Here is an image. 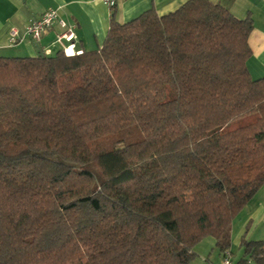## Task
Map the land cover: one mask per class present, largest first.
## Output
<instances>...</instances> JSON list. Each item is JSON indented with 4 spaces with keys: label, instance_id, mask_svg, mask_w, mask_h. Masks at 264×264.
Instances as JSON below:
<instances>
[{
    "label": "trees",
    "instance_id": "1",
    "mask_svg": "<svg viewBox=\"0 0 264 264\" xmlns=\"http://www.w3.org/2000/svg\"><path fill=\"white\" fill-rule=\"evenodd\" d=\"M253 30L189 0L112 18L97 50L0 57V264H191L207 237L231 250L264 187ZM242 246L239 264H264V241Z\"/></svg>",
    "mask_w": 264,
    "mask_h": 264
},
{
    "label": "crops",
    "instance_id": "2",
    "mask_svg": "<svg viewBox=\"0 0 264 264\" xmlns=\"http://www.w3.org/2000/svg\"><path fill=\"white\" fill-rule=\"evenodd\" d=\"M188 1L118 0L117 6L110 9L102 2L91 0H0V57L34 58L54 56L61 51L57 38L63 33V30L58 25L44 33L40 42L26 37L24 42L16 47L9 45L10 31L13 28L24 34L25 28L29 24L39 19L44 12L50 9L58 10L62 19L75 26L76 51H93L103 45L112 18H115L118 23L124 24L138 18L150 9H154L159 16H165L176 11ZM209 1L224 7L238 19L248 17L253 19L254 30L249 38L252 57L247 62V67L252 79L264 78V0ZM19 47L21 50L17 49L16 52L15 49ZM195 253L198 257L191 264L221 263L220 252L216 257L203 252H200V256L197 255V252Z\"/></svg>",
    "mask_w": 264,
    "mask_h": 264
},
{
    "label": "rangeland",
    "instance_id": "3",
    "mask_svg": "<svg viewBox=\"0 0 264 264\" xmlns=\"http://www.w3.org/2000/svg\"><path fill=\"white\" fill-rule=\"evenodd\" d=\"M17 49L21 50V47L16 48V52ZM255 120L256 116L253 115L243 117L226 125L224 131H235L253 123ZM243 238L246 241H264V187L258 191L233 221L231 250L233 261L236 264L239 263L244 256V247L241 245V240ZM195 252H197L199 256L201 254L200 252H203L206 255L212 254L213 257H216L219 250L216 247L215 239L207 237L195 247Z\"/></svg>",
    "mask_w": 264,
    "mask_h": 264
},
{
    "label": "built area",
    "instance_id": "4",
    "mask_svg": "<svg viewBox=\"0 0 264 264\" xmlns=\"http://www.w3.org/2000/svg\"><path fill=\"white\" fill-rule=\"evenodd\" d=\"M93 2H102L108 8L114 9L117 6L118 0H91ZM55 25L62 28L63 33L58 36L57 43L61 47V51L68 57L80 55L83 51L75 50V41L77 39L75 35V26L69 24L67 21L62 19L59 15L58 10L50 9L42 14V16L33 21L25 28L24 34L19 30L13 28L10 31L9 45L10 47H16L24 42L26 37H30L36 42H40L42 35L48 30L52 29ZM220 264H235L232 257L231 250H227L221 254Z\"/></svg>",
    "mask_w": 264,
    "mask_h": 264
}]
</instances>
